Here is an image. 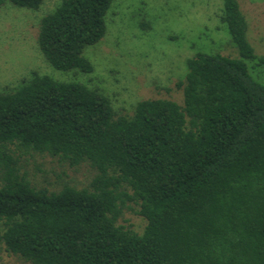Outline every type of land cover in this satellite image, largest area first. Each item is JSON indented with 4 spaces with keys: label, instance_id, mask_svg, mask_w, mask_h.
<instances>
[{
    "label": "trees",
    "instance_id": "trees-1",
    "mask_svg": "<svg viewBox=\"0 0 264 264\" xmlns=\"http://www.w3.org/2000/svg\"><path fill=\"white\" fill-rule=\"evenodd\" d=\"M113 1L62 0L41 19L37 46L54 69L93 71L83 51L103 38ZM222 3L241 59H186L181 104L144 99L121 113L97 90L35 72L0 92V251L31 264H264V85L245 63L264 57L237 0ZM46 156L94 174L85 187H36L25 166ZM131 205L142 234L118 223Z\"/></svg>",
    "mask_w": 264,
    "mask_h": 264
},
{
    "label": "rangeland",
    "instance_id": "rangeland-1",
    "mask_svg": "<svg viewBox=\"0 0 264 264\" xmlns=\"http://www.w3.org/2000/svg\"><path fill=\"white\" fill-rule=\"evenodd\" d=\"M62 0H43L37 10L5 0L0 6V92H11L31 77L45 75L59 82H78L109 98L115 111L131 114L144 99L182 103L175 88L186 73V59L198 53L241 59L221 22L222 0H114L105 16L106 32L83 51L93 71H59L37 46L41 19ZM247 22V39L257 57H264V0H237ZM250 76L264 85V64L248 61ZM170 89V90H168ZM36 187L58 190L63 183L85 187L94 172L87 164L71 167L50 157H35L25 166ZM118 223L142 234L146 221L133 205ZM0 264H31L0 251Z\"/></svg>",
    "mask_w": 264,
    "mask_h": 264
}]
</instances>
